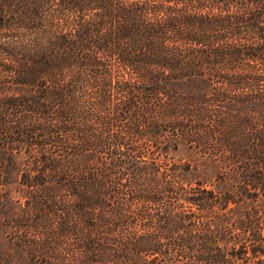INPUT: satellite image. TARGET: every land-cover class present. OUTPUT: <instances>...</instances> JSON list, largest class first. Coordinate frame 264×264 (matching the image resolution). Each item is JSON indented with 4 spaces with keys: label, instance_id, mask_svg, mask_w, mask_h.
Returning <instances> with one entry per match:
<instances>
[{
    "label": "trees",
    "instance_id": "obj_1",
    "mask_svg": "<svg viewBox=\"0 0 264 264\" xmlns=\"http://www.w3.org/2000/svg\"><path fill=\"white\" fill-rule=\"evenodd\" d=\"M0 264H264V0H0Z\"/></svg>",
    "mask_w": 264,
    "mask_h": 264
},
{
    "label": "rangeland",
    "instance_id": "obj_2",
    "mask_svg": "<svg viewBox=\"0 0 264 264\" xmlns=\"http://www.w3.org/2000/svg\"><path fill=\"white\" fill-rule=\"evenodd\" d=\"M173 156L178 161H184L185 160V156H184V153L182 152V150H178V151L174 152Z\"/></svg>",
    "mask_w": 264,
    "mask_h": 264
}]
</instances>
